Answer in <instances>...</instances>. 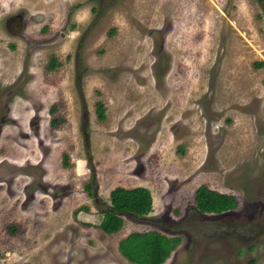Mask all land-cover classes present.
Listing matches in <instances>:
<instances>
[{
	"label": "rangeland",
	"instance_id": "1",
	"mask_svg": "<svg viewBox=\"0 0 264 264\" xmlns=\"http://www.w3.org/2000/svg\"><path fill=\"white\" fill-rule=\"evenodd\" d=\"M12 2L0 85L26 61L32 90L0 118V264H132L119 241L151 231L180 237L162 264H264V0ZM118 186L152 210L106 234ZM201 186L236 207L200 213Z\"/></svg>",
	"mask_w": 264,
	"mask_h": 264
},
{
	"label": "trees",
	"instance_id": "2",
	"mask_svg": "<svg viewBox=\"0 0 264 264\" xmlns=\"http://www.w3.org/2000/svg\"><path fill=\"white\" fill-rule=\"evenodd\" d=\"M263 3V0H258ZM263 65L262 62L256 67ZM99 120L104 119L103 111L97 108ZM196 207L200 213H221L236 207L233 196L219 194L201 186L195 190ZM152 210V197L148 189L115 187L109 192V204L100 211L102 219L99 228L106 234L118 232L123 226L121 216L133 214L147 216ZM180 237L165 236L159 232H134L118 243L120 254L132 264H162L179 245ZM254 260L250 264H254Z\"/></svg>",
	"mask_w": 264,
	"mask_h": 264
},
{
	"label": "flooded vegetation",
	"instance_id": "3",
	"mask_svg": "<svg viewBox=\"0 0 264 264\" xmlns=\"http://www.w3.org/2000/svg\"><path fill=\"white\" fill-rule=\"evenodd\" d=\"M1 1L2 0H0V3H2ZM12 3H13L12 0H8L6 2V4L8 5V8H6L5 5H0V12L3 11L4 9L6 10V13L4 15H2V19L0 18V21L3 20L4 17H5V19L7 17H10L11 18L10 21L13 23L18 22V20L20 22L23 21L22 19L25 15V10L22 8H18L17 11L15 12L16 14L9 15L13 11V9L11 8ZM16 16H17V18H16ZM18 40L20 41V43L23 42L22 44H25L26 42H28V39L25 36L24 37L19 36ZM10 49H11V47L9 46L8 50H10ZM26 67H27V64L25 61L23 64L22 72L17 74V78H15V80H13L12 82H9L6 86L3 83L0 85V118L2 117V114L4 115L7 102H8L7 108L9 110L8 117L10 118L12 116L11 113L13 110V105L16 102V100L24 98L23 95L25 93H23L22 91L25 89V91H28L29 93H31L32 87H30L29 85H25L26 81L30 80V78L29 79L26 78V74H25ZM27 69H28V67H27ZM27 83L29 84V81ZM25 95H27V94H25ZM221 112H222L221 115L218 114V115H215L214 117L219 118L225 113V111H223V110H221ZM205 114L207 115V112H205ZM209 114H211V113H209ZM211 115L213 116V114H211ZM0 124H2L1 119H0ZM1 127H2V125H1ZM256 127L257 126H254V131H255L256 136L258 138L257 139V141H258L257 146H259L261 148V147H264V141H262V138H263L262 136H264V130H262V128H259V127L256 128ZM209 129H210V126H209ZM218 139L220 140L218 143L220 145L222 143V139L221 138H218ZM253 145H255V143ZM252 147L253 146H251V148ZM259 150L261 151V149H259ZM263 151H264V149L261 152H263ZM253 155L254 154L252 152L251 157H253ZM256 155H258V156H256ZM254 156H256V157H254V158H256V161L259 158H262V157L264 158V154L263 153L260 154L259 151H257V150H256V154ZM251 159H253V158H251ZM253 160H255V159H253ZM261 164H262L261 166L264 167L263 163H261ZM226 187H228V186H226ZM228 188H230V187H228Z\"/></svg>",
	"mask_w": 264,
	"mask_h": 264
},
{
	"label": "bare ground",
	"instance_id": "4",
	"mask_svg": "<svg viewBox=\"0 0 264 264\" xmlns=\"http://www.w3.org/2000/svg\"><path fill=\"white\" fill-rule=\"evenodd\" d=\"M172 101V100H171ZM93 260H96L97 259V256L96 255H93L92 257H91Z\"/></svg>",
	"mask_w": 264,
	"mask_h": 264
}]
</instances>
